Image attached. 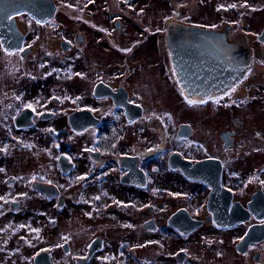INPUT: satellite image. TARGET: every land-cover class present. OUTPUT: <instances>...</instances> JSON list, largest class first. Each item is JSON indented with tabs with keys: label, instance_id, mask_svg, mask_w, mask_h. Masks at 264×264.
Returning <instances> with one entry per match:
<instances>
[{
	"label": "flooded vegetation",
	"instance_id": "1",
	"mask_svg": "<svg viewBox=\"0 0 264 264\" xmlns=\"http://www.w3.org/2000/svg\"><path fill=\"white\" fill-rule=\"evenodd\" d=\"M86 2L0 0V264H264V0Z\"/></svg>",
	"mask_w": 264,
	"mask_h": 264
},
{
	"label": "rangeland",
	"instance_id": "2",
	"mask_svg": "<svg viewBox=\"0 0 264 264\" xmlns=\"http://www.w3.org/2000/svg\"><path fill=\"white\" fill-rule=\"evenodd\" d=\"M80 4H86V0H77ZM230 1V3L232 5H235L237 8H244V9H247V10H251L254 8V4H253V0H228ZM102 3V1H101ZM86 8H90V9H93V8H96L93 3H90L89 5L86 6ZM100 9H97V12H99ZM103 52V51H101ZM99 51H97L96 53L93 54V56H96L97 57V61L100 60V57L103 56V54H98ZM109 56V55H107ZM113 56V55H112Z\"/></svg>",
	"mask_w": 264,
	"mask_h": 264
},
{
	"label": "water",
	"instance_id": "3",
	"mask_svg": "<svg viewBox=\"0 0 264 264\" xmlns=\"http://www.w3.org/2000/svg\"><path fill=\"white\" fill-rule=\"evenodd\" d=\"M36 264H50L45 252H41L36 256Z\"/></svg>",
	"mask_w": 264,
	"mask_h": 264
},
{
	"label": "snow or ice",
	"instance_id": "4",
	"mask_svg": "<svg viewBox=\"0 0 264 264\" xmlns=\"http://www.w3.org/2000/svg\"><path fill=\"white\" fill-rule=\"evenodd\" d=\"M189 103H192V101H189Z\"/></svg>",
	"mask_w": 264,
	"mask_h": 264
}]
</instances>
